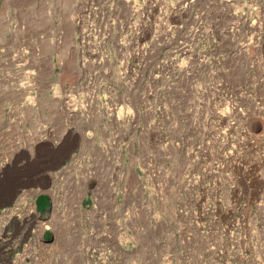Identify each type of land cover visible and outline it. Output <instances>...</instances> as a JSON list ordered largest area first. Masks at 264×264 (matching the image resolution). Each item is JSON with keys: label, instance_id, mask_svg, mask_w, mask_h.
Listing matches in <instances>:
<instances>
[{"label": "rangeland", "instance_id": "1", "mask_svg": "<svg viewBox=\"0 0 264 264\" xmlns=\"http://www.w3.org/2000/svg\"><path fill=\"white\" fill-rule=\"evenodd\" d=\"M0 264H264V0H0Z\"/></svg>", "mask_w": 264, "mask_h": 264}, {"label": "bare ground", "instance_id": "2", "mask_svg": "<svg viewBox=\"0 0 264 264\" xmlns=\"http://www.w3.org/2000/svg\"><path fill=\"white\" fill-rule=\"evenodd\" d=\"M69 107V106H68Z\"/></svg>", "mask_w": 264, "mask_h": 264}, {"label": "water", "instance_id": "3", "mask_svg": "<svg viewBox=\"0 0 264 264\" xmlns=\"http://www.w3.org/2000/svg\"><path fill=\"white\" fill-rule=\"evenodd\" d=\"M6 206V205H5Z\"/></svg>", "mask_w": 264, "mask_h": 264}]
</instances>
